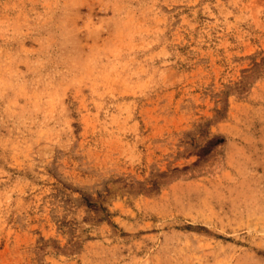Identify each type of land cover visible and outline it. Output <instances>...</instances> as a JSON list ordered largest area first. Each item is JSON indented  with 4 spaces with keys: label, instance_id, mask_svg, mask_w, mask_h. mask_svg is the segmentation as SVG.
Here are the masks:
<instances>
[{
    "label": "rangeland",
    "instance_id": "374dc122",
    "mask_svg": "<svg viewBox=\"0 0 264 264\" xmlns=\"http://www.w3.org/2000/svg\"><path fill=\"white\" fill-rule=\"evenodd\" d=\"M0 264H264V0H0Z\"/></svg>",
    "mask_w": 264,
    "mask_h": 264
}]
</instances>
